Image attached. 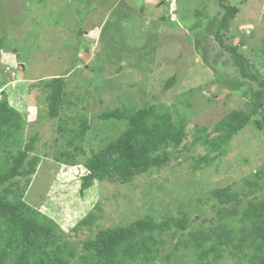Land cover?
Instances as JSON below:
<instances>
[{"label": "rangeland", "instance_id": "1", "mask_svg": "<svg viewBox=\"0 0 264 264\" xmlns=\"http://www.w3.org/2000/svg\"><path fill=\"white\" fill-rule=\"evenodd\" d=\"M113 2L0 0V39L4 38L5 43V49L0 51V83L8 92L9 103L20 111L28 110L26 119L35 122L34 131H41L35 153L42 156V162L26 200L56 220L66 233L98 202L105 209L99 223L104 228L145 216L151 207L156 214L180 216L177 208L183 204L184 209L190 207L194 212V207L202 206L195 200L199 196L194 191L198 186L212 189L226 184L241 190L243 179L264 162V132L249 128L228 147L218 167L212 165L200 172L193 170L191 158L180 166L173 161L171 170L167 167L139 177L136 188L104 181L84 196L80 194L85 169L54 160V148L50 146L53 139L59 142L65 139L55 133L54 121L43 120L46 117L41 112L44 109L41 90L26 93L32 82L64 76L75 100L90 90L92 95L87 94V98L91 99L86 98L79 105L86 109L74 112L85 113L90 119L91 128L84 142L87 153L115 136L95 116L124 102L143 106L150 100L177 106L187 115L189 129H193L197 125L212 127L231 109L243 107L258 88L257 83L238 80L230 54L215 37L213 31L219 21L215 16L221 11L216 0H177L174 4L171 0H147V3L120 0L110 9ZM228 2L238 3L241 11L239 19L226 32L229 36L236 33L237 37L226 40L237 44L242 39L245 43L242 51L264 73V0ZM79 29H83V35H79ZM119 65L123 67L121 75L109 77V72ZM174 74L176 84L164 88L165 81ZM218 74L224 85L216 83ZM9 76L13 80L11 85ZM127 83L138 85L131 87ZM173 111L177 113L176 109ZM117 124L114 126L119 131L126 128L124 122L123 127ZM115 195L117 199L113 198ZM210 208L211 204L205 205L208 214ZM161 218L162 215L158 217ZM89 234L85 230L77 240H85Z\"/></svg>", "mask_w": 264, "mask_h": 264}, {"label": "trees", "instance_id": "2", "mask_svg": "<svg viewBox=\"0 0 264 264\" xmlns=\"http://www.w3.org/2000/svg\"><path fill=\"white\" fill-rule=\"evenodd\" d=\"M119 1L114 0L110 9ZM216 1L221 11L215 16L219 20L217 30L213 31L215 37L230 54L238 80L257 83L258 88L243 107L231 109L212 127L197 125L189 129L187 115L177 106L150 100L139 106L128 101L95 116L115 136L87 153L84 142L91 128L90 119L85 113L74 112L86 109L79 105L91 94L89 88L77 100L64 76L32 82L26 88L27 94L36 88L41 90L45 111L41 112L46 117L43 120L54 121L55 133L65 139H53L50 146L54 148V160L85 169L81 195L104 181L136 188L139 177L167 167L171 170L173 161L180 166L191 158L193 170L200 172L212 165L218 167L228 147L242 132L249 128L264 132V73L242 51V39L237 44L227 41L237 37L236 33L227 35V31L239 19L240 7L238 3L228 4V0ZM83 33L79 29V35ZM4 44V38L0 39V51L5 49ZM122 70L121 65L115 67L109 77L121 75ZM216 77V83L224 85L222 76ZM8 79L12 83L10 76ZM176 82L174 74L165 81L164 88L169 89ZM2 87L0 83V264H264V162L243 179L241 190L226 184L212 189L198 186L194 190L199 193L195 200L202 206L194 207L195 214L188 205L189 209H184L183 204L177 208L180 216L156 214L151 207L145 216L104 228L99 223L105 209L98 202L70 232H64L56 220L26 200L42 162V156L35 153L41 131H34L35 122L26 119L28 110L20 111L9 103L8 92ZM38 99L41 100L40 95ZM114 124L123 130H117ZM186 151L190 155H185ZM184 191L188 194L189 190ZM208 204L209 214L205 210ZM85 230L89 236L77 240Z\"/></svg>", "mask_w": 264, "mask_h": 264}, {"label": "clouds", "instance_id": "3", "mask_svg": "<svg viewBox=\"0 0 264 264\" xmlns=\"http://www.w3.org/2000/svg\"><path fill=\"white\" fill-rule=\"evenodd\" d=\"M167 1H169V0H167ZM144 2H146L147 3V0H144ZM177 2V0H171V3H176ZM171 5V4H170Z\"/></svg>", "mask_w": 264, "mask_h": 264}]
</instances>
